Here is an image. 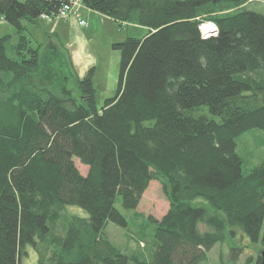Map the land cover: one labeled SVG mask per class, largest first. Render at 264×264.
<instances>
[{
  "label": "trees",
  "instance_id": "16d2710c",
  "mask_svg": "<svg viewBox=\"0 0 264 264\" xmlns=\"http://www.w3.org/2000/svg\"><path fill=\"white\" fill-rule=\"evenodd\" d=\"M70 1L0 0L16 36L0 37V264H22L27 246L38 264H208L236 230L264 248V159L244 172L237 152V138L264 131V14L253 0H80L147 29L113 44L117 87L98 108L93 70L77 76L25 33ZM206 22L216 34L202 36ZM71 81L78 96L63 91ZM152 180L169 207L160 219L136 211L137 247L122 249L105 234L130 224L115 202L135 210Z\"/></svg>",
  "mask_w": 264,
  "mask_h": 264
},
{
  "label": "rangeland",
  "instance_id": "374dc122",
  "mask_svg": "<svg viewBox=\"0 0 264 264\" xmlns=\"http://www.w3.org/2000/svg\"><path fill=\"white\" fill-rule=\"evenodd\" d=\"M76 6L83 8L82 6L85 5L79 0ZM248 7L253 11L264 14V1H250ZM82 10H80L82 16L77 11V16L70 14L67 17L73 15L76 19L79 18L86 21L85 26H82V29L85 30L84 36H77L75 32L65 27L67 18H60L62 16L57 15L54 19L50 16H41L32 22H27L25 33L30 39V46L33 48L39 47L40 52L47 47L53 48L52 45L61 49L70 60L74 73L77 76H85L92 69L96 106L101 108L106 99L115 95L117 87L120 51L114 48L113 44L122 42L127 37L142 38L147 29L137 24H122L94 11L88 12L90 14L88 18L87 13ZM5 35L12 36L13 40L16 38L14 27L0 17V37ZM86 47H90V50H86ZM9 56H11L10 53ZM80 62L86 64L88 67L84 73L83 71L81 72ZM39 69L41 71V68ZM37 78L42 80L39 75ZM41 82L43 83L44 80ZM44 86H47L46 83H44ZM63 91L67 93L71 92L78 96L76 84L72 83V81L66 85V89ZM237 152L242 159V169L244 172L258 165L264 159V131L252 129L237 138ZM75 163L82 173H86V166L80 164L78 160ZM197 203L202 204V200H199ZM115 205L125 214L130 224L128 227H121L109 222L105 228V234L115 245L126 249L134 246L137 247L136 241L139 236L135 230L131 229L134 223L133 219H135L134 213L137 211L144 218L152 216L160 219L169 207V200L167 195L164 194L161 182L159 180H152L135 210H125L119 198H117ZM65 212L82 217L87 216V213L77 206H68ZM207 228L208 226L204 224L200 225L202 231H205ZM130 235H133V238H130ZM143 241L147 242V247L139 249L147 252L148 247L151 245L150 236L147 237V240ZM263 249L260 243H250L240 230H236L233 236L226 234L223 240L216 242L208 251V264H222V261L228 264H242L250 255L254 258L260 256V252ZM26 251L27 256L22 259V264H38V254L36 251L31 246H27ZM145 256L149 258L148 254Z\"/></svg>",
  "mask_w": 264,
  "mask_h": 264
},
{
  "label": "built area",
  "instance_id": "2783aa9c",
  "mask_svg": "<svg viewBox=\"0 0 264 264\" xmlns=\"http://www.w3.org/2000/svg\"><path fill=\"white\" fill-rule=\"evenodd\" d=\"M78 1L79 0H71L70 1L71 3L63 4V6L61 7L60 12H59V14L57 16L67 17L70 14H75L76 15V12H77L76 11V8H77L76 5H78ZM43 16L48 17L47 15H43ZM77 20H78V23L81 26L85 25V21L83 19H79L78 18ZM207 25H210L209 29L208 28H203L204 25L199 26L202 36L203 37H207L209 35L216 34V32H217L216 27L214 25H212L211 23H208Z\"/></svg>",
  "mask_w": 264,
  "mask_h": 264
},
{
  "label": "crops",
  "instance_id": "0c3cea01",
  "mask_svg": "<svg viewBox=\"0 0 264 264\" xmlns=\"http://www.w3.org/2000/svg\"><path fill=\"white\" fill-rule=\"evenodd\" d=\"M81 7V6H80ZM79 6L76 8V11H78L79 12V15L81 14V12H80V10L81 9H83L82 11L83 12H85V13H87V17L89 18L90 17V14L88 13V12H93V10H91V9H89L88 7H86V6H82L83 8H80ZM95 12V11H94ZM95 13H97V12H95ZM81 16H82V14H81ZM80 16V17H81ZM68 18H70V19H68ZM67 18V21H66V23H65V27H67V28H69V30H72L73 32H75V34L77 35V36H84V31L85 30H83L82 29V26L81 25H79V23H78V21H77V19L75 18V16H70V17H68ZM82 18V17H81ZM84 20V19H83ZM86 22V21H85ZM85 26V25H84ZM145 28V27H144ZM146 29V28H145ZM87 49H89L90 50V47H86V50ZM75 54V53H74ZM81 63V65H80V69H81V72L83 71V73L85 72V70H87V66H86V64H82V62H80Z\"/></svg>",
  "mask_w": 264,
  "mask_h": 264
},
{
  "label": "water",
  "instance_id": "95a60500",
  "mask_svg": "<svg viewBox=\"0 0 264 264\" xmlns=\"http://www.w3.org/2000/svg\"><path fill=\"white\" fill-rule=\"evenodd\" d=\"M259 264H264V249L260 252V263Z\"/></svg>",
  "mask_w": 264,
  "mask_h": 264
},
{
  "label": "bare ground",
  "instance_id": "6f19581e",
  "mask_svg": "<svg viewBox=\"0 0 264 264\" xmlns=\"http://www.w3.org/2000/svg\"><path fill=\"white\" fill-rule=\"evenodd\" d=\"M61 18V17H60ZM62 18H64V17H62ZM85 24H86V22H85ZM205 25L203 26V28H210V25H207L206 23H204Z\"/></svg>",
  "mask_w": 264,
  "mask_h": 264
}]
</instances>
